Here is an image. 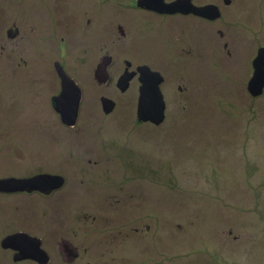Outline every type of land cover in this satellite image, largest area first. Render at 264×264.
I'll return each mask as SVG.
<instances>
[{"label":"rangeland","instance_id":"rangeland-1","mask_svg":"<svg viewBox=\"0 0 264 264\" xmlns=\"http://www.w3.org/2000/svg\"><path fill=\"white\" fill-rule=\"evenodd\" d=\"M132 1L0 0V179L27 177L53 166L54 171L65 173L63 159H54L46 150L52 142L74 138L85 146L96 144L88 146L96 148L95 152L84 150L87 153L82 154V150L78 155L76 169L67 170L68 180L60 193L41 199L29 194L0 195V240L18 229L33 235L42 223L51 224L54 234L62 236L66 229L65 236H74L72 231L80 225L77 219L87 224V214L116 223L125 222L128 216L131 221L148 222L149 248L144 252L134 237L132 250L126 245L112 250L115 258L120 257L117 263L132 257L137 264H264V92L257 98L248 93L247 71L225 63L217 32L211 48L206 49L215 67L203 65L199 57V71L181 73L176 64L181 49L170 57L167 44L165 58H161L165 65L154 60L158 56L151 57L150 63L163 67L166 78L167 117L160 127L138 122L134 87L121 94L116 75L111 85L87 76L83 79L88 81L82 83L80 121L70 134L63 133L50 108L55 85L46 71H51L35 63L37 59L45 62L50 54L33 45L21 51L16 48L13 29L17 17L43 20L58 8L65 19L71 17L66 23L75 25L80 11L88 10L90 3L98 6L101 21L107 18L109 3ZM241 11L251 23L247 11L258 14L254 34L264 38V0ZM216 27L221 28L219 21ZM45 34L44 27H39L35 43ZM178 37L177 44L189 50L187 39ZM199 38L202 50L204 41ZM171 45L176 43L171 41ZM115 56L110 72L119 75L127 51H117ZM145 60L140 54L134 57L135 65ZM88 67H82L78 75L90 74ZM179 86L186 90L179 92ZM102 96L115 102L111 115L102 112ZM114 143H119L116 152L110 149ZM117 229L112 223L103 229L114 243L119 242ZM77 233L84 235L82 228ZM52 239L45 247L57 255ZM0 264L10 263L0 256ZM76 264H82L81 259Z\"/></svg>","mask_w":264,"mask_h":264},{"label":"flooded vegetation","instance_id":"flooded-vegetation-1","mask_svg":"<svg viewBox=\"0 0 264 264\" xmlns=\"http://www.w3.org/2000/svg\"><path fill=\"white\" fill-rule=\"evenodd\" d=\"M139 1L142 0H134L131 3L125 5L124 3L120 5L117 2L109 3L106 5L107 18L102 19V22L98 18V6H96V3H90L91 5H89L88 10L81 9L83 11H80L79 18H77L75 25L67 24L66 20L70 19L71 17L65 19V16L58 8H56L54 13L42 17L43 20H37L35 17L30 15L22 16V18L17 17L14 20L13 38H15V44L18 51H21L22 48H30L31 45H33V48L37 46L40 52L46 51L45 54H50V57H48L45 62H38L37 59L35 63L46 65L51 71L49 73L42 67L50 76V80L53 81L55 85L54 90H52V94H50V108L53 111L51 113L55 114L59 118L61 123L59 125V129H64L63 133L66 132L70 134L72 131H74L77 123L80 121L79 119L81 118L82 101L84 98V88L82 83L88 81V79H83L87 76H92V79L94 77L97 83H103L105 81L106 84L108 82L109 85H111L112 79L116 75L115 84L117 86V81L123 76L128 75L130 79L127 82V89L125 91H121L119 88L118 89L121 94H125L134 87V105L136 106L137 117L138 100L140 96L139 89L142 84L140 82L141 72L139 71V68L142 66H145L150 71L157 73L162 77L159 90L163 95V101L165 105V117L160 125H154L145 121L143 123L149 124L152 127L162 126L167 117V96L164 88L166 78L163 67H160L159 64L152 65L150 63L151 57L153 58V56H158L154 58V60H158L156 62L160 61L162 63L165 59L161 58H165L167 51L165 44H167L169 47L168 50L172 51L170 57H175L180 53V51L176 50L178 47L181 49V53L176 57V62H178L176 64L179 67L178 70H180L181 73H186L189 70L192 72L199 71V57L203 58L200 60L203 65L205 64L208 67H215L216 63L214 64L213 58L208 57L211 54L209 53V50L207 51L206 49L211 48V41L214 36H216V32L223 41L222 46L224 47L226 57L225 63L227 64V61H229L231 66H235L237 68L239 67L240 69L242 68V71L244 72L245 70L247 71L248 77L246 78L247 81L245 83L247 90V85L254 72V67H252L253 63L258 58L259 51L264 48V38H257L256 34H254V32H257L256 25L259 24L258 14L256 12L251 13V11H247L252 22L254 23L253 24L249 21L248 17L242 15L241 10H246L247 6H252L254 8V5L256 2H258V0H213V2H209L208 0L207 2L205 0H181L185 3V5L182 4L183 9L180 10V12L168 13L166 10H164L166 9L165 5L167 6L168 4H172L179 0H158L164 5L157 9H152L149 7L145 8L141 4L138 5ZM249 3L255 4L247 5ZM207 6L215 7V9L212 11V15L199 16L193 12L194 8L202 9ZM241 16H243V18ZM40 21L44 22L45 25L43 23L42 25L36 24V22ZM218 21L221 24L220 29H217L216 27ZM39 27H44L46 34L41 40L39 39V43H35L36 31ZM178 35L187 39L189 42V50H187V47H182L181 43L177 44L179 42L177 38H180ZM199 36L204 41V48L202 50L198 44V40L200 39ZM171 41L176 43L175 47L171 45ZM46 44L50 45L47 47ZM120 50H126L128 56L121 60L125 67L121 70V72H119L120 74L118 75L116 73L113 74V72L111 73L110 68L114 67V64L116 63L115 53ZM136 54L146 56L145 61L147 62L135 65L134 57ZM181 59L182 64L179 65ZM162 64L165 65L164 62ZM85 66H89L87 68V73L90 74H83L80 77L78 73H81V71H83L82 67ZM108 67L109 70H107ZM65 77H67L69 80H72V82L70 81V84H65L63 86L62 84L66 83L68 80ZM177 89L179 92L186 90L185 88H182V86H179ZM63 91L65 98L73 99L78 95L81 98L78 107V115L76 118L77 121L72 126H67L62 123L60 118L61 113H59V110L57 109V107L67 109L71 106V103H65V101L60 100L62 99L60 96H62L61 94ZM105 98L109 99L107 96L100 97L101 107L102 99ZM113 103L114 109L108 114L104 113L102 107V112L105 116L111 115L114 112L116 105L115 102ZM137 120L138 122L140 121L138 118ZM114 144L115 146L113 145V147H110V149L116 152L119 150V143ZM85 145L86 144H83L74 138L71 140H63L62 143H50L46 150L48 151V154L54 159H63V164L65 165L63 167V171L65 173L63 174L54 171L56 167L53 166L54 169L49 167L47 171L40 170L37 172H30L27 177H7L16 179H29V177L38 176L40 174L59 176L62 178L64 177L63 185L60 188L52 190V192L49 194L39 191H32L30 193L0 192V195L29 194V197L37 196L41 199L49 198L53 196V194L60 193V191L63 190V186L65 185L66 181L68 180L67 170L76 169L75 164L79 162L78 155L82 153V150H88L89 152L96 151V148H88V146L95 147L96 144L88 146ZM51 146L54 147L50 149ZM85 151L82 154L88 152ZM74 154L77 156V158H75ZM45 161L48 160L45 158ZM98 161L99 160H96L94 163ZM117 202L118 201L115 203L117 204ZM108 206H111V204L108 203ZM44 214L45 213H43V215ZM85 218L87 220V224L83 225H81L80 219H77L80 225H78L75 232L72 231L74 236H65L69 233L66 229L62 236L59 234H54L55 230L53 231V226L48 223L46 224L50 228L44 226L42 223L40 228L37 229L38 232H32L33 235H31L29 232L22 231L21 229L14 230L7 235L11 236L17 233H23L27 234L31 238H36V240L39 242L41 251L45 252L47 256V261L44 263L35 260L33 249L30 248V238H23L20 240L18 239V243L14 242L11 246H5L3 241L7 236L3 237L0 240V249L2 251L0 256H5L6 261L10 264H53L55 262L60 263V260L63 264H76L78 259H81L82 264H94L95 262L98 264H137L132 257H130L129 260L121 259V263H117L120 262V257L115 258L113 252L115 249H120L123 245H126L128 250H132L134 246V237L137 241L135 244L142 245L144 252H146V250L149 248L148 238L151 229L146 219L131 221V219L126 216L124 218L125 222L116 223V220H111L108 217H103L100 215L95 216L87 214L85 215ZM44 220H46L45 217ZM111 223L119 228L117 229L119 231L116 234L119 235V242L117 243L111 241V239L114 238H107L105 232L103 231L104 227H109ZM32 224L35 227H39V223ZM80 228L83 229L84 235L77 233ZM90 233H92V235ZM157 236L159 237V235ZM49 237L53 238L52 240L55 244H52V246L55 248V253L57 252L58 256L56 254L52 255L45 247V243L49 240ZM98 237L101 239H98ZM36 240H33L34 248L36 247ZM162 240H164L163 237ZM93 244L97 245L95 249L93 248Z\"/></svg>","mask_w":264,"mask_h":264},{"label":"water","instance_id":"water-1","mask_svg":"<svg viewBox=\"0 0 264 264\" xmlns=\"http://www.w3.org/2000/svg\"><path fill=\"white\" fill-rule=\"evenodd\" d=\"M143 5L145 8L149 7L152 9H157L162 7V5L158 0H142L139 1L138 5ZM182 4L185 5L184 2L181 0L174 2L172 4L165 5L166 12H180L182 10ZM186 7V6H185ZM215 9V7L207 6L202 9H193V12L196 13L199 16H209L212 15V11ZM254 72L253 75L247 85V90L249 94H251L253 97H258L262 94L263 88H264V48H262L258 53V58L254 61L253 66ZM104 69V68H103ZM141 72V78L140 82L141 87L139 89V100H138V111H137V117L140 121L150 122L154 125H160L164 119V110L165 105L163 101V95L160 93L159 86L162 81V77L159 76L157 73H154L150 71L147 68L140 69ZM67 78V77H65ZM68 79V78H67ZM129 76L125 75L122 78H120L117 81V86L121 91H125L127 89V82L129 81ZM70 81L67 80L65 84H70ZM105 82V81H104ZM103 82V83H104ZM67 86V85H66ZM60 98L62 97V101H65V103L69 102L71 103V106L67 109L58 108L60 114V118L62 120V123H64L67 126H72L76 123V118L78 115L79 110V102L81 98L79 95L76 98H65L64 97V91L61 94ZM73 104V105H72ZM102 107L104 110V113L108 114L113 111L114 109V103L105 98L102 99ZM64 177L59 176H50L46 174H40L38 176H33L24 179H16V178H6V179H0V192H6V193H13V192H32V191H39L43 192L45 194H49L54 189H58L63 185ZM23 238H30L31 240V246L30 248L33 249V253L35 256V260L44 263L47 261V256L45 252L41 251L39 242L36 240V238H31L27 234L23 233H17L11 236H7L3 244L5 246L12 245L14 242L18 243V239ZM33 240L37 241L36 247L34 248Z\"/></svg>","mask_w":264,"mask_h":264}]
</instances>
